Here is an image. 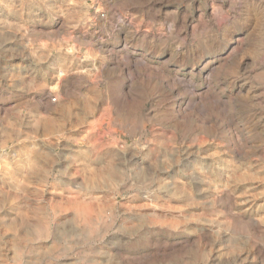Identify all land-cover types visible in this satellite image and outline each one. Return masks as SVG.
<instances>
[{
	"label": "rangeland",
	"instance_id": "obj_1",
	"mask_svg": "<svg viewBox=\"0 0 264 264\" xmlns=\"http://www.w3.org/2000/svg\"><path fill=\"white\" fill-rule=\"evenodd\" d=\"M0 264H264V0H0Z\"/></svg>",
	"mask_w": 264,
	"mask_h": 264
}]
</instances>
